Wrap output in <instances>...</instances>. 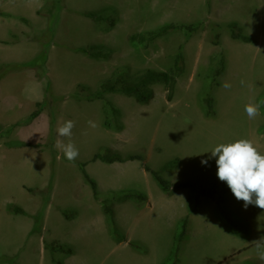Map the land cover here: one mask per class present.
<instances>
[{"label": "rangeland", "instance_id": "1", "mask_svg": "<svg viewBox=\"0 0 264 264\" xmlns=\"http://www.w3.org/2000/svg\"><path fill=\"white\" fill-rule=\"evenodd\" d=\"M3 8L15 9L18 16L14 24L3 22L0 26V35L7 27L14 29L0 43L15 40L21 47L0 46V58L18 57L24 61L0 66V79L13 74L2 85V101L17 99L20 104L15 108L22 109L27 99L39 97L32 92L40 91L42 84L50 86L53 78L67 97L59 96L53 86L48 90L46 86L37 124L27 125L23 119L16 134L13 132L19 125L10 133L5 130L11 124L3 125L0 132V259H6L8 264H14L15 259H20L21 264H48V259L55 264L62 262L68 255L52 253L45 247L46 242L59 239L61 244L72 246L74 252L78 250L76 264H155L156 260L158 264H264L253 243L264 238V210L255 205L245 208L243 201L234 198V215H242L249 232L232 236L238 233L217 211V201L228 209L230 189L217 178L216 158L208 152L221 143L249 139L264 154V113L259 110L255 119H249L244 111L249 102L264 101V0H21L17 7ZM85 11L117 14L119 18L110 28L109 20L97 22L86 17ZM233 20L240 23L252 42L230 37L227 25ZM169 22L194 24L198 29L190 36L186 30H175L148 44L129 40L132 34ZM215 40L218 44H214ZM90 44H105L115 51L109 60H96L71 50ZM179 45H183L185 70L177 78L172 100H167L163 85L153 86L154 97L147 104L120 93H106L105 98L122 112L123 130L116 132L103 125L104 100H87V91L81 89V98L75 97L77 85L96 91L103 79L125 65L132 71L165 70L171 66ZM220 51L227 64L224 72L214 78L211 56ZM225 81L232 85L230 89L222 87ZM206 97L214 101L212 118L204 115L202 99ZM5 109V105L0 106V116ZM58 116L51 140L48 122L51 117L56 121ZM10 118L8 114L4 116V120ZM66 120L75 122L70 139L79 149V156L74 162L54 147L58 138L69 142V138L57 135L58 126ZM89 121L96 126L91 127ZM18 138L32 145L11 147ZM106 147L122 153H143L144 161L173 183L190 181L197 188L214 187L216 193L209 199L216 204L215 216L231 235L215 223L211 203L205 201L200 215L187 223L186 233L180 238L184 217L178 221L175 218L182 210L188 212V218L192 203L179 192L171 196L177 190L185 194L181 189L190 190L177 189L166 194L171 198L166 197L138 159L91 161ZM174 158L180 160L176 167L162 168ZM202 160L208 163L203 165ZM82 163L98 182L97 200L83 178ZM112 186L119 188L113 190ZM130 190H144L152 205L143 209L135 201L115 203V220L121 230L118 234L123 232L127 238L129 230L131 235V241L124 246L107 227L101 202ZM50 192L53 202L43 223ZM72 205L81 212V230L71 229L55 211L76 212ZM14 206L24 208L30 215L8 209ZM34 212L41 216L40 232L27 233ZM70 240L75 244L65 243Z\"/></svg>", "mask_w": 264, "mask_h": 264}, {"label": "trees", "instance_id": "2", "mask_svg": "<svg viewBox=\"0 0 264 264\" xmlns=\"http://www.w3.org/2000/svg\"><path fill=\"white\" fill-rule=\"evenodd\" d=\"M83 14L91 18L97 22L103 23L106 20H109V27L112 28L117 20L118 16L115 15H108L106 13H97L94 11H85ZM230 33V37L233 40H240L246 43L252 42V37L249 34H246L243 30V27L240 23L236 20L230 21L227 25ZM198 29V25L189 24H175L173 22L164 23L163 25L159 26L156 29L149 30L142 33H135L130 35L129 40L131 42H138L148 44L160 38L162 36L168 35L169 33L175 30H186L188 36L194 33ZM214 44H218L217 40L214 41ZM72 51L81 52L86 56L96 59V60H109L113 53L114 48L110 47L105 44H90L87 46L81 47H72ZM211 62L213 64V77L216 78L217 76L221 75L227 64V58L225 54L220 51L211 56ZM185 70V59L183 53V45H179L176 53L174 55L173 62L171 66H169L165 70H157L153 68H146L140 71H132L129 65H125L123 67L115 69L112 74L108 77L103 79L99 83V87L96 91L90 90L88 86L85 85H77L75 91V97L80 99V95L78 91L81 89L83 91H87L86 98L87 100H94V99H102L104 100V121L103 125L111 130L116 132L121 131L124 129V123L122 121V112L121 110L114 106L113 103L105 98L106 93H120L128 97L134 98L140 104H147L149 103L154 97V85H163L166 89V98L168 101L172 100L175 86L177 83V78L184 72ZM213 78V79H214ZM214 85L218 86L219 83H214ZM49 85L47 86V90L49 89ZM45 100L37 102L35 105V109L29 114L27 121H30L36 118L40 112L42 111L43 104ZM203 106L205 108V117L212 118L215 116L214 110V101L211 97H206L202 99ZM260 110L264 113V101L263 104H260ZM55 119L51 117L50 119V139L52 140L53 136V128H54ZM19 122L14 123L10 126V128L6 129L5 132L10 133L14 126L19 125ZM3 130V126L0 125V131ZM12 146H29L32 145L31 143L18 141L16 143H12ZM141 160L143 168L149 172L153 178L156 180L157 184L166 193H173V191L181 188H188L190 190L188 195V201L192 203L191 212H195L199 205L200 197H209L213 198L214 194L216 193V189L214 187L211 188H197L192 182L190 181H181L177 183H173L168 179H165L158 170L152 169L144 160L145 156L143 153H135V152H128L122 153L119 150L112 149L110 147L104 148L102 151L95 153L91 161L100 160L105 163H113V162H125L128 160ZM179 158H174L173 160L167 162L162 168L167 167H176L179 164ZM86 163H82V175L85 181L90 185L92 194L94 199H98V189L96 181L89 176L86 172L84 166ZM48 187H51V178L48 183ZM233 195L230 191L229 196ZM126 201H135L138 208H143L148 203V196L145 192L142 191H126L121 192L118 195H114L109 199H104L102 203V209L105 214L107 227L109 228L110 232L113 236H115V240L117 242L126 241L127 238L123 232L118 234L121 230L117 226L115 220V210L114 205L115 203H123ZM9 210H12L16 213L25 214V211L22 207L14 206L13 209L10 207ZM72 211V212H71ZM217 211L219 212L218 216H223L226 222L232 227L234 232L238 234H248V227L246 223H244L240 218L233 215L228 209L220 206V203L217 201ZM69 212L70 215H69ZM76 212L74 210H63V215L70 219L72 218ZM34 222L31 229V232H40V223H41V216L39 214L33 216ZM181 223V230L179 233L180 238L184 236L186 233V225L188 223L187 216L184 217ZM245 225H244V224ZM45 247L48 248L52 253L53 252H62L66 255H71L74 252L72 246L68 244H61L57 241H52L49 243H45ZM56 264H62L60 261H56Z\"/></svg>", "mask_w": 264, "mask_h": 264}, {"label": "clouds", "instance_id": "3", "mask_svg": "<svg viewBox=\"0 0 264 264\" xmlns=\"http://www.w3.org/2000/svg\"><path fill=\"white\" fill-rule=\"evenodd\" d=\"M245 84L244 80L240 81ZM229 82H223L222 87L230 89ZM260 103L249 102L245 105L244 111L249 119H255L260 114ZM91 127L95 123L88 122ZM75 127L73 120H66L57 128V135L60 138H69L68 143L57 139L54 147L60 149L63 156L70 162H74L79 156V149L71 142L72 129ZM211 157L216 158L217 178L226 183L237 201H243L244 207L255 205L264 210V154L249 139H238L231 143L216 145L211 151ZM59 159V156H58ZM201 163L206 165L207 160ZM258 250V257L264 261V238L253 241Z\"/></svg>", "mask_w": 264, "mask_h": 264}, {"label": "crops", "instance_id": "4", "mask_svg": "<svg viewBox=\"0 0 264 264\" xmlns=\"http://www.w3.org/2000/svg\"><path fill=\"white\" fill-rule=\"evenodd\" d=\"M21 2V0H0V8H3V7H6V6H9V8H13V7H17V6H19V3ZM5 4H7L6 6H4ZM4 9V8H3ZM4 15L2 16L1 15V13H0V26L3 24V22H13V24L15 23V18H16V16H18V13L16 14V11H15V9L13 10V11H11V10H5L4 9V13H3ZM10 30H14V29H11V28H8L7 27V30L5 31V32H3L1 35H0V41H2L5 37H8L9 35H10ZM0 46L1 47H21V45H20V42H16L15 40H13V41H11L9 44H5V45H3V44H1L0 43ZM52 46V45H51ZM51 50V49H50ZM49 53V52H48ZM48 53H47V59H46V64H47V69H50L49 67H48V58H49V56H48ZM21 60L22 61H24L23 60V58L21 59V58H18V57H14V58H0V66H2V65H5V64H10V65H13V64H19V63H21ZM13 76V74H11L10 75V77H8V78H13L12 77ZM8 78H1L0 79V106L1 105H5V111H4V114L3 115H1L0 116V125H7V124H11V125H13L14 123H16V122H19L20 120H23V119H26V121H27V119H28V117H29V114L35 109V105H36V103L37 102H40V101H43V97H44V94H45V88H46V86H48L47 84L45 85H43L42 84V88H41V92L39 91V90H36V91H33L32 93H35V95H39V97H37V98H31V99H27V103L25 104V106L21 109V108H15V107H18V105L20 104V102L16 99H12V98H7V99H5L4 100V102L2 101V98H3V92H2V85H3V83H5V81L8 79ZM10 81V80H9ZM52 81V83L50 82V86H53L54 88H55V90L57 91V92H59V96H62V97H64V98H66L67 97V95L64 93V92H62L61 91V89H59V86H58V84L56 83V81L54 80V78L51 80ZM10 82H12V83H15L14 81H10ZM38 82V81H37ZM39 83H40V81H39ZM53 84V85H52ZM17 85H19V84H17ZM16 85V86H17ZM70 93V92H69ZM30 101H32V104L30 103ZM31 105H33V106H31ZM25 113V114H24ZM41 113V112H40ZM9 115L11 118L10 119H8V120H4V116H6V115ZM19 114H24V115H21V116H17V115H19ZM61 115V114H60ZM38 117H39V115L36 117V118H34V119H32V120H30V121H28V123H27V125H31V124H34V125H36L37 123V119H38ZM25 121V120H24ZM59 122V116L57 117V119H56V121L54 122V128H53V131L56 133V127H57V123ZM50 121L48 122V132H50ZM26 125V126H27ZM18 126V125H17ZM3 129H4V126H3ZM20 129V124H19V127H17V129H14V132L13 133H17V131ZM3 131V130H2ZM2 131H0V132H2ZM18 140L19 141H24V142H26V140L27 139H19L18 138ZM11 147H18V146H12L11 145ZM95 180V179H94ZM96 181V180H95ZM97 182V181H96ZM97 184H98V182H97ZM114 186H112V189L114 190V189H118L119 187H114ZM181 190H183V191H186V194L184 193V192H182V191H179V190H177L174 194H173V196H171V197H174L175 195H176V193L177 192H179V193H181L182 194V197H183V199H187V201H188V194H189V192L187 191V190H185V189H181ZM53 191V190H52ZM163 191V190H162ZM143 192H145L144 190H143ZM52 193L53 192H50L49 193V196H48V203L49 204H47V207H46V209H45V212H44V216H43V220H42V222L44 223L45 222V220H46V216H47V213H48V210H51V209H49L50 208V206H51V203L53 202V200H52ZM146 193V192H145ZM163 193L165 194V196L166 197H168V198H171L170 196H168V195H166L167 193L166 192H164L163 191ZM179 193H177V194H179ZM147 194V193H146ZM147 196H148V203L144 206L145 208H148V206H151L152 205V203H151V197L147 194ZM235 197H234V195H231V196H229V198H228V200H227V207H228V210L234 215V212L236 211L233 207H232V203H231V201L234 199ZM205 201H209L210 203H211V212H212V216H213V218L215 219V223L216 224H218L219 225V227L222 229V231H226L229 235H231V233L230 232H228L227 230H225L224 229V227H223V223L215 216V203L211 200V199H209V197H204V196H202V197H200V202H199V205H198V208H197V210L195 211V212H191L190 214H189V216H188V222H190V224L192 223V222H194L195 220H196V218L200 215V208H201V206H202V204L205 202ZM56 205H59L58 203H56ZM59 206H61V205H59ZM68 207V206H67ZM71 207H73L75 210H76V214L72 217V218H70V219H67L64 215H63V210H61V212H60V210H55V211H58L62 216H63V218L61 219L64 223H66V224H68L70 227H71V229H73V228H77V229H80L81 230V212H80V210H79V208L77 207V206H71ZM143 207V209H145ZM64 208H66V207H64ZM24 209V208H23ZM24 211H25V214H23V215H28L29 213H27V211L24 209ZM183 212V213H182ZM180 213H182L181 215H179V216H177L176 218H175V220L176 221H178V219L180 218H183V217H185V216H187L188 214V212H186V211H181V212H179L178 214H180ZM185 214H187V215H185ZM30 215V214H29ZM32 215V214H31ZM34 215H36L35 214V212L33 213V215H32V219H31V224H30V227H29V229L27 230V233H29L30 231H31V229H32V226H33V222H34V219H33V216ZM115 215L117 216V220H118V210H116L115 209ZM184 215V216H183ZM241 215V214H240ZM239 215V216H240ZM239 216H237V217H239ZM242 216V215H241ZM241 216L239 217L240 219H241ZM105 219V218H104ZM241 220H243V218L241 219ZM244 222V221H243ZM246 222V221H245ZM129 231V230H128ZM128 231H126V234H127V240L126 241H123V242H121L124 246H127V244H129V242L131 241V235L129 234V232ZM248 232H249V230H248ZM237 235H239V234H232V236H237ZM58 242L60 241L59 239H56ZM62 242H64V241H62ZM72 243L73 245L75 244L74 243V240H70V242L69 241H66L65 243ZM60 243V242H59ZM120 243V244H121ZM76 246V245H75ZM74 246V247H75ZM77 247V246H76ZM240 251H241V249L240 250H238L237 252L238 253H240ZM77 252H78V250H76V248H75V252H73V254H71V255H68V256H66L64 259H62V264H76L77 262H79V259H74L76 256H77ZM16 261L14 262V264H21V260L20 259H15ZM48 261H49V263L48 264H55V263H53V259H48ZM0 264H8L7 263V261H6V259H0ZM147 264V263H146ZM155 264H158V261L156 260V263ZM218 264H221V262H219Z\"/></svg>", "mask_w": 264, "mask_h": 264}]
</instances>
